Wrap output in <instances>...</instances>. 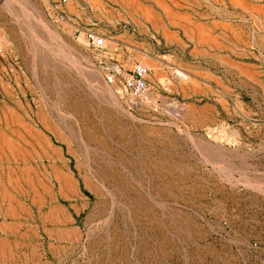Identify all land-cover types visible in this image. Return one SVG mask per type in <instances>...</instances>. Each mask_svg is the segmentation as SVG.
Masks as SVG:
<instances>
[{"label": "rangeland", "instance_id": "1", "mask_svg": "<svg viewBox=\"0 0 264 264\" xmlns=\"http://www.w3.org/2000/svg\"><path fill=\"white\" fill-rule=\"evenodd\" d=\"M240 1L0 0V264H264V0ZM136 65L152 101L104 93Z\"/></svg>", "mask_w": 264, "mask_h": 264}, {"label": "bare ground", "instance_id": "2", "mask_svg": "<svg viewBox=\"0 0 264 264\" xmlns=\"http://www.w3.org/2000/svg\"><path fill=\"white\" fill-rule=\"evenodd\" d=\"M96 1V0H95ZM123 1V0H122ZM124 1H127L128 3H130V4H132V5H135V6H139V4L138 3H135V0H124ZM238 2H240L241 3V1L240 0H237ZM69 2V1H68ZM67 2V3H68ZM138 4V5H137ZM146 14H149V11H146ZM102 37V36H101ZM5 37H2L1 36V38H0V45H1V47H5V44H6V41H5V39H4ZM141 64H142V62H141ZM142 66H144V67H146V69L147 68H150L151 67V63H150V61H147L145 64H143ZM163 67V66H162ZM114 68H116V67H114ZM115 70H117V69H115ZM150 70H151V68H150ZM175 72V70L172 72V73H174ZM97 74H96V72H94L93 71V77L96 79L97 78V76H96ZM122 75V74H121ZM146 76L147 75H145V78H146ZM173 76L175 77L174 79H176V80H178V81H181V82H190V83H192V80L190 79V77H188L187 75H185L184 73H181L180 71L178 72H175L174 74H173ZM128 77V76H127ZM97 80V79H96ZM145 81H146V79H145ZM177 81V82H178ZM101 87H103L102 89H103V91H104V93H111V91L113 90V88H109L108 87V85H106V84H102V86ZM112 89V90H111ZM145 93H147V87L145 88V90L143 91V92H141L137 97H133L135 100H141L142 98H143V95H144V97H150L149 96V93L150 92H148L147 94H145ZM151 95V94H150ZM131 96V95H130ZM151 98V97H150ZM149 98V99H150ZM146 99V98H145ZM149 99H148V101H149ZM150 101H152V98L150 99ZM9 114V113H8ZM10 117L12 118V120L14 119V114L13 113H10ZM11 119H10V121H12ZM41 120V119H40ZM42 120H44L43 118H42ZM0 122H1V119H0ZM45 124H46V121L44 120L43 121ZM6 123H7V121H6ZM47 125V124H46ZM45 125V126H46ZM24 128V127H23ZM27 134H29V136L33 139V141L34 142H36L39 146H40V148L42 149V151H48L50 154H52V156H53V153L57 156V157H59V153H58V151H57V149H55L54 147L52 148L51 146H53V145H50V141H49V139L43 134V133H41V132H39V131H31L30 129H28V131L26 130V128H24L23 129ZM5 145V147L8 149V150H10V151H13L14 150V152L16 153V154H18L19 153V151H18V149H16V148H14V145H13V142H12V140L10 139V138H8V137H6L5 135H3V134H0V153L2 152V149H3V146ZM38 145H37V147H38ZM39 148V149H40ZM47 155V154H46ZM60 161H62V160H60ZM61 166H63V165H61ZM62 168H64V167H62ZM69 172V171H68ZM67 171H64V170H62V169H59V168H57V167H54L53 169H52V176H53V178L55 179V181L57 180L59 183H60V191H61V193H65V192H70V194L71 193H76V191H77V189H76V184H75V182L73 181V179L71 178V176L69 175V173H68ZM22 174H23V177H24V179H25V188H26V190H29V191H31V190H35V188H34V185H33V181H32V176L34 175L33 173H32V171L30 170V168H25L24 170H23V172H22ZM84 184L86 185V183H85V181H84ZM59 185V184H58ZM68 192H67V194H68ZM77 194V193H76ZM11 196V195H10ZM55 215H59L60 213H62L61 212V209L60 208H55ZM63 215V214H62ZM63 219H64V221H66V222H69L70 220H69V218L67 217V215L65 216V215H63Z\"/></svg>", "mask_w": 264, "mask_h": 264}, {"label": "built area", "instance_id": "3", "mask_svg": "<svg viewBox=\"0 0 264 264\" xmlns=\"http://www.w3.org/2000/svg\"><path fill=\"white\" fill-rule=\"evenodd\" d=\"M59 2L66 3L67 0H59ZM84 39L89 48L99 49L103 46V38L91 31L85 32ZM117 72L115 74L113 69H106L103 74L104 83L106 85H113L115 83L114 76H116L118 81H120L124 85L127 93H129L132 97H137L141 92L145 90V75L147 74V70H145L140 65L134 66L132 71L126 78L122 77L119 71Z\"/></svg>", "mask_w": 264, "mask_h": 264}, {"label": "crops", "instance_id": "4", "mask_svg": "<svg viewBox=\"0 0 264 264\" xmlns=\"http://www.w3.org/2000/svg\"><path fill=\"white\" fill-rule=\"evenodd\" d=\"M144 20V19H143ZM114 40V39H113ZM115 43H117L116 41H114ZM120 60V59H119ZM121 61V60H120ZM0 181H3V179L2 178H0Z\"/></svg>", "mask_w": 264, "mask_h": 264}]
</instances>
